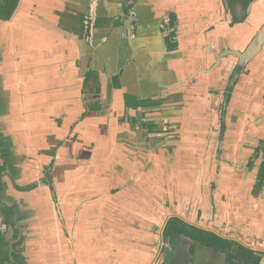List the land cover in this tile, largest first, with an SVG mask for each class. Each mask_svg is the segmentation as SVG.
<instances>
[{
	"label": "crops",
	"instance_id": "obj_1",
	"mask_svg": "<svg viewBox=\"0 0 264 264\" xmlns=\"http://www.w3.org/2000/svg\"><path fill=\"white\" fill-rule=\"evenodd\" d=\"M247 7V0L18 1L11 19L0 20V264L12 263L15 229L27 236L20 214L49 200L54 209L42 220L62 216L52 258L66 240L70 256L53 264H150L160 246L148 230L158 196L180 200L174 212L182 221L188 205L205 206L209 217L215 204L209 221L238 222L239 235L260 241L250 249L264 255V198L248 194L247 175L227 185L222 178L213 196L197 201L188 184L189 159L220 129L236 62L207 71L220 52L244 51L264 24V0L234 24ZM227 102L232 130L237 111L248 113L243 126L264 108V49Z\"/></svg>",
	"mask_w": 264,
	"mask_h": 264
},
{
	"label": "rangeland",
	"instance_id": "obj_2",
	"mask_svg": "<svg viewBox=\"0 0 264 264\" xmlns=\"http://www.w3.org/2000/svg\"><path fill=\"white\" fill-rule=\"evenodd\" d=\"M242 74V71H237L236 74L232 79L224 81L226 82L227 88H231V86H234L237 83V80H235L236 77L240 76ZM240 79V78H239ZM224 90V89H223ZM228 89H226V94L220 108V119H222V114L227 111V99L230 98L231 94ZM259 100V99H258ZM226 104V105H225ZM225 105V108H224ZM254 111L252 112V117L247 120L248 124L242 126V119L243 121L247 118L248 113L246 116H241L243 112L237 111V118H239L236 127V130H232L231 124V118H230V108L228 109V114L226 116V122H227V132H225V138L223 140V144L221 147H219V139L222 140L221 137L222 131H221V125L220 129L216 130L215 132V140L210 139L207 144L201 149L199 147V152H196L197 159H189V167L190 171H194L195 174H191L189 179V198H194L195 201L198 200V198H204L205 196H213L218 187H220L222 178L226 181V185L228 182H231L234 178L238 182H242L243 174L248 176V179L251 180V184H248V186H251L250 192H248L249 195H255L259 198H264L263 192H264V137H262V133L264 134V108H254ZM251 111V110H248ZM248 119V118H247ZM251 121L253 122L252 125H250ZM233 122V121H232ZM254 124V125H253ZM252 126V127H251ZM224 137V135H223ZM221 143V142H220ZM220 148V149H219ZM202 151V152H201ZM218 152H221L218 154ZM229 152V153H228ZM233 152H241L242 157L239 160V157H234L232 161V153ZM252 156V157H251ZM238 157V158H237ZM251 157V160H250ZM29 158L28 160H30ZM253 160V165L250 166L249 162ZM247 167H253V168H247ZM213 169L215 172L213 173ZM204 170V172H203ZM220 170V171H219ZM227 172L225 176H220V173ZM203 178V185H200V179ZM177 191V190H176ZM52 192V190H51ZM53 201L49 200L48 205L46 208L39 210L40 212H37L36 209H26L20 216L18 217L19 222H23L27 224V236L23 240L20 238V235H17L18 233L15 231V236L12 239V245H13V253H12V263L10 264H40V262H44L47 264H53L55 262L59 261V256L61 257L63 255L64 257H70L69 252L67 251L69 248L67 247V240L65 242L66 245H64V248L62 249V255H58L56 258H52V252L56 251L59 247L58 238L53 237L55 225L58 224V221H61L60 215H58L59 219L56 220L54 218H47L45 220H42V214L48 215L49 210L53 211ZM167 202V203H165ZM180 200H178L175 203L170 204L168 201H162L160 200V197L158 196V203L156 205V220L157 223H152V229H148L151 232H153V235L156 236V239L159 240L160 246L157 249V252H153V256L151 257L150 264H159V258L164 254L165 248L168 245V239L165 240L164 237V221L165 219H169L170 217L176 216L177 218L180 217V211L178 213L174 212V208L179 207ZM183 206V205H182ZM205 206H202L200 209V206L194 205V206H187L186 212H184L183 220L186 222L189 228L193 229H202L207 231H213L219 236L225 238V239H237L238 242L248 246L249 248L254 249H260L262 246L258 244L257 241L259 240H253L250 239V237H246L243 235H239V232L241 230L239 229V223L235 224L232 222V220H225L223 218H220L222 224L219 222L216 223L215 220H217L216 217H214L213 222L209 221L213 218V215L215 214V210H217V207L214 205L208 206L210 211V216L207 217L205 212ZM58 213L59 210L57 209ZM225 211V214L228 215V212ZM165 213V214H164ZM164 215V216H163ZM163 216V218H162ZM197 217V220L194 219ZM222 217V216H221ZM227 218V216H224ZM163 219V221H162ZM183 221V222H184ZM56 223V224H55ZM144 224H147V222L142 221V227H144ZM61 226H64L65 236L68 240H70V235L68 233V229H66V225L61 223ZM148 228V227H146ZM234 228V229H233ZM239 230V231H238ZM41 232L44 233L42 236H38V233ZM233 236V237H232ZM17 240H20L17 242ZM184 241L186 239H183ZM16 241V242H15ZM260 243V241H259ZM27 247L26 251H19V248ZM48 248H52L50 250L52 251H46ZM59 249V248H58ZM56 254V252H54ZM43 255H46L47 258L40 259L41 257H44ZM45 256V257H46ZM155 256V257H154ZM149 264V263H146Z\"/></svg>",
	"mask_w": 264,
	"mask_h": 264
},
{
	"label": "flooded vegetation",
	"instance_id": "obj_3",
	"mask_svg": "<svg viewBox=\"0 0 264 264\" xmlns=\"http://www.w3.org/2000/svg\"><path fill=\"white\" fill-rule=\"evenodd\" d=\"M253 1L254 0H247L248 7L246 8V12H245L244 17L241 20L234 18V21H233L234 24L244 23L247 20V18L249 16L248 10H249L250 5L253 3ZM263 27H264V24L259 29V31H257V33L255 34V36L253 37V39L251 40V42L249 43V45L246 47V49L244 51H238V50H234V51L244 53L247 50V48L250 46V44L253 42L256 35L260 32V30ZM167 30H168V28H167ZM168 31H166V32H168ZM172 34L173 33H170V36H169L170 38L171 37L173 38ZM263 49H264V46L262 48L261 53L254 60L246 63L242 67L239 65L240 63H239V60L237 58H235L233 56H227L226 58H224L223 60L228 59V58H234V60L236 62V67L233 70V72L230 75L228 80L230 81V79H232L234 77V75L236 74L237 71H242V74L235 78V80H237V83H238V81L240 80L239 78H241V76L244 74L247 67L251 63H253L262 54ZM224 51H226V50H224ZM224 51L220 52L217 55L216 59ZM215 65H216V60H215L213 67ZM221 65H222V63H221ZM221 65L217 69L213 70L212 72H216L217 70H219L221 68ZM236 84L234 86H231L230 89L227 88L230 91L228 93L231 94L233 92V89L235 88ZM225 115H226V110H225ZM224 118H225V116H223V114H222L221 124H222V120ZM189 231L193 232L195 235H197L198 238H200V235L202 234V232H206V233L218 236V237L222 238L223 240L230 241L228 239H225V238L219 236L218 234H216L213 231H207V230H202V229L198 230L197 228L196 229L189 228ZM164 237H165V231H164ZM183 239H186V240L184 241ZM196 239L197 238H195V236H192V235L191 236L180 235L177 238H175L174 240H171V239L168 240V245L166 246L165 251H164L165 256H164L162 264H173L172 261L179 252H183V262L181 264H264V255L263 254L259 253L258 251L254 250V249L246 248V247L236 243L235 241H230L234 244L230 250H225V251L222 250L221 251L222 253H221V252H219V250H216L214 248H208V247H204V246L199 247V245H198L199 241ZM165 240H166V238H165ZM240 249H245L251 253L246 254V253L242 252Z\"/></svg>",
	"mask_w": 264,
	"mask_h": 264
},
{
	"label": "trees",
	"instance_id": "obj_4",
	"mask_svg": "<svg viewBox=\"0 0 264 264\" xmlns=\"http://www.w3.org/2000/svg\"><path fill=\"white\" fill-rule=\"evenodd\" d=\"M19 0H2L0 3V20L8 21L11 19L12 15L14 14ZM223 116H225V112H223ZM221 137H223L225 131H226V123L224 119L222 120L221 124ZM189 227L185 222H183L179 218H172L169 220L166 228H165V238L168 240H174L180 235H189V236H195L197 238L196 240L199 241L198 245L199 247H208V248H214L216 250H219L221 252L222 250H230L233 247V243L230 241L223 240L222 238L202 232L200 235V238H198L197 235H195L193 232L189 231ZM242 252L246 254H250L251 252L240 249ZM222 253V252H221ZM220 253V254H221Z\"/></svg>",
	"mask_w": 264,
	"mask_h": 264
},
{
	"label": "water",
	"instance_id": "obj_5",
	"mask_svg": "<svg viewBox=\"0 0 264 264\" xmlns=\"http://www.w3.org/2000/svg\"><path fill=\"white\" fill-rule=\"evenodd\" d=\"M264 46V27L260 30V32L256 35L253 42L250 44V46L247 48V50L244 53H240L238 51L234 50H226L223 53H221L218 58L216 59V65L209 70L208 72H212L213 70L217 69L224 58L227 56H233L239 60V65L242 67L246 63L254 60L262 51V48ZM49 185V184H48ZM17 229H15L16 231ZM14 231V232H15ZM19 231L22 232V230L19 228ZM17 235H20L18 232ZM21 238V236H20ZM12 260V255H11ZM183 262V252H179L176 257L173 259V264H181Z\"/></svg>",
	"mask_w": 264,
	"mask_h": 264
}]
</instances>
